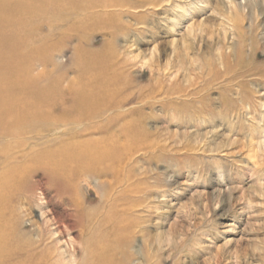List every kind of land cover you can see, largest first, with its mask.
I'll list each match as a JSON object with an SVG mask.
<instances>
[{
    "label": "rangeland",
    "instance_id": "rangeland-1",
    "mask_svg": "<svg viewBox=\"0 0 264 264\" xmlns=\"http://www.w3.org/2000/svg\"><path fill=\"white\" fill-rule=\"evenodd\" d=\"M32 2L14 7L16 15H23L20 23L10 19L0 25L7 48L19 46L25 58L16 68L0 67V83L15 71L33 83L43 71L40 83L54 92L21 85L25 99L33 101L46 96L65 101L69 88L77 93L111 77L119 80L116 86L129 81L131 92L149 87H163V92L123 107L121 118L111 116L109 132L102 128L87 134V127L106 124L105 116L84 127L44 133L36 141L40 150L31 142L33 153L49 152V159H60L66 143H80L104 157L91 174L64 169L71 173L64 183L33 162L35 170L25 180L10 181V191L31 188L5 197L19 213L23 231L44 226L40 213H48L55 233L54 264H92L94 249L102 243L126 253V264H146L147 259L151 264H264V0ZM104 3L124 7L88 9ZM50 121L44 117L24 128L37 132ZM55 137L65 144L50 142ZM7 140L0 139V152L20 143ZM86 140H91L88 145ZM126 149L133 154L126 156ZM115 159L124 166L119 180L131 178L127 187L111 191L99 182L113 177L101 180L96 174ZM5 168L1 161L2 185L9 181ZM77 189L90 202L79 211L74 207ZM78 222L86 224L81 238Z\"/></svg>",
    "mask_w": 264,
    "mask_h": 264
},
{
    "label": "bare ground",
    "instance_id": "bare-ground-1",
    "mask_svg": "<svg viewBox=\"0 0 264 264\" xmlns=\"http://www.w3.org/2000/svg\"><path fill=\"white\" fill-rule=\"evenodd\" d=\"M26 1H29V0H0V25H2L3 23H6V22H10L9 21L10 19L11 20L13 19L16 24L20 23V18L23 15L21 14V12L16 15L15 12H13V11H16L14 7L16 5H21V4L26 3ZM31 1L34 2V0H31ZM156 5H154V7L153 6H148V7L155 8L158 6V5L157 6ZM88 7H89L88 9L92 10L93 8H96V7L97 8L100 7V9H106L108 7H119L120 9H122L124 6L120 5V4L104 3L103 5H96V6L90 5ZM246 7H244V9ZM138 8H140V7H138ZM112 11H113V9H112ZM241 12H242V10H241ZM250 14H251V12H250ZM51 29H52V27H51ZM1 35H2V32H1V28H0V50H3V49L7 48V44L4 43L5 38L2 37ZM238 38H239V36H238ZM8 46L9 47L7 48L8 49L7 54H2V53L0 54V60H1L0 67H3V68L14 67V68H16V66L21 64V62H23V60L25 58H22L23 56H21V54L19 53L20 52L18 50L19 46H11V45H8ZM26 57H27V55H26ZM228 70H230V69H228ZM225 72H227V71H225ZM43 74H44V72L42 71L39 74L40 76L38 78L34 79L35 81H33V83H29L26 78L24 80L23 76H21L17 71H15L11 77H8L6 79V81H4L3 83H0V139H8L7 140L8 144H10V142H12V141H17V140L20 142L19 144L15 145L11 148L8 147V149L6 151L0 152V159H2L1 160L2 165L9 169L8 170L7 168H5L6 170H8V171H6V177H8L9 181L5 182L6 180L3 179L6 184L2 185V182L0 184L1 185L0 186V264H54L53 260H54L55 254L57 253L55 247H51V245L53 244V242L51 241V238H53L55 236V233L49 229L48 224L51 223V221L49 219H47L48 213L41 211L42 208H40V211H41L40 217L45 218L42 221L44 226H42L41 228L40 227L37 228L33 232H24L23 231L25 229L21 228V226H20V222H19L20 221V215H19V213L17 211H13L10 208L12 206L11 205L12 202L6 201L5 197L11 196L13 198V196L15 197L19 193H24V194L26 193L27 194L31 190V188L29 186L28 187L25 186L24 188L20 187V186L15 188L13 186L14 188L10 191V187L8 186L10 184L9 182L12 180L13 181L25 180L26 175L35 170V168L32 165H33V163H36V164H44L43 167H45V168H43V169L49 175H51V176L57 175L58 177L61 176L60 178L63 180L62 183H64V182H67L69 180L68 177L71 175V173L72 174L74 173L75 169L78 170V168H79L80 171H83L84 173L90 172V174H91L92 171L94 170L92 166H94V167L99 166L100 164H98V163L100 162V160H102L101 158L104 157V156L101 157L100 155L91 152L89 148L87 149L89 151H87L85 148H83L84 145H80V143H79V145L75 144V143H66L65 144L66 140L62 141L61 139H63V138L60 137L58 139L55 137L53 139H50V142H56V140H57V142H60V141H61V143L64 142L62 144H65V145L63 146L62 150H59V152L60 151L62 152V154L60 155V159L59 158L53 159V157H52L53 155H52V156H50L51 162H47L49 159V157H48L49 152L47 155L44 153L39 154L40 156L37 153L36 154L33 153L35 148L29 147L31 145V142L33 144H35V142L37 140H40V137H42V135H44V133L46 134V132L49 133L52 131H58L60 128H65V127H68L69 125H71V126L72 125H79V126L81 125L82 127H84L85 125H83L82 123H86L88 121H93L95 119H99V118H102L105 116H107L106 120H105L106 124L93 125V127H87V128H90V129H88L89 131L87 134L90 135L92 133H98L102 130V128H104L106 130L108 127L110 128V126H112L110 123L111 116L117 115L118 117L121 118L123 107H125L126 105H128L132 102L144 99L147 96H150L149 98L154 100L158 95H160L163 92V87H149L146 90H142L141 92H136V93L131 92L133 87L129 81H123L122 85L116 86V84H118L119 80H117L114 77H111L110 79H108V81H107L108 83H92V84L88 83L87 85L82 86L80 89V92H77V93H76V91H73L71 88L66 86L69 88L68 91L66 90L69 98H68V100L65 99V101L58 100V99H55V100L52 99V100L48 101L49 100L48 98H50V97H47V96H46V99L40 98L39 100H36V101L26 100L25 99V92H23L20 89L22 87L21 85H25L23 88L27 87L28 89H30V91L44 90L48 93L47 95H49V92H54L53 87H49V88L44 87V85H42V83H40V82H42L41 77L43 76ZM232 76H234V74ZM237 76H239V75H237ZM236 77H234V78H236ZM241 77L242 76H240L239 79ZM222 82L224 83V81H222ZM227 83H230V82H227ZM203 84L205 86V83H203ZM111 86H113V87H111ZM56 89H58V88H56ZM58 90L55 92H58ZM183 91H185V90H183ZM9 92L12 94H10L9 96H6V95L3 96V93L9 94ZM173 92H174V90H173ZM193 93L196 94V92H193ZM146 94H148V95L146 96ZM165 94H166V96H168L167 93H165ZM186 99H187V97H186ZM166 101H168V100H166ZM175 101H176V99H175ZM125 111H123V112H125ZM44 117L45 118H51V121L49 123H47L48 125H44L45 127L41 128L43 130H41L39 128L40 129V130L38 129L39 131L37 130V132H31L30 130H26L24 128L25 125L28 124V122L39 121L40 119H42ZM145 120H147V119H145ZM141 123H143V122H141ZM125 125H128V124H125ZM143 125H145V124H143ZM146 131H149V130H146ZM107 132H109V131H107ZM32 134H33V136H32ZM117 135H118V133H117ZM147 138H146V140H147ZM154 138H155V136H154ZM163 138H165V137L163 136ZM41 140H43V139L41 138ZM77 140H79V139H77ZM80 140H82V139H80ZM83 140H84V138H83ZM90 141L91 140L88 141V144ZM96 141L97 140H95V142L93 143L94 145L97 143ZM37 142H36V148L39 146V145H37ZM73 142H74V140H73ZM85 142L87 144V140ZM112 142H115V140ZM153 143L156 144V141H154ZM145 144L146 143H144V145ZM101 145H102V143H101ZM111 145H112V143H111ZM120 145H121V143H120ZM140 145H142V144H140ZM147 145L150 146V144H147ZM77 146H80L81 149ZM106 146H108V145H106ZM125 146H124V148H125ZM48 147H49V144H48ZM50 147H52L51 148L52 150L55 148V146H51V145H50ZM108 147H106V148H108ZM140 148H141V146H140ZM42 149H45V148H42ZM38 150H40L39 147H38ZM56 150H57V148H56ZM126 150H129V149H126ZM45 151H47V150H45ZM104 151H106V152H104V154H106L108 152L105 149H104ZM139 151H141V150H139ZM37 152H40V151H37ZM127 153H129V154H126V156H128V157L131 154H133V152L131 153L130 150L127 151ZM52 154H54V153H52ZM149 154H151V153H149ZM108 157H109V155H108ZM50 159H49V161H50ZM86 159L88 160V162H83ZM53 160H56V161H53ZM120 160L121 159H115V161L109 160V165H106L101 169L100 168L97 169L96 175L98 176V179H101L104 177H109V176L113 177L112 181H100L99 182V184H101V185L106 183L107 187L109 189H111V191H115V186L125 185L127 187L128 186L127 183H130V182H128L131 178L130 176H127L125 178V180H123V179L119 180L120 177H122L121 175L124 173V166L123 165L121 166ZM97 161H98V163H96ZM110 162H112V163H110ZM95 163L98 165H95ZM92 164H94V165H92ZM64 169H66L67 172H71V173H67L66 171H64ZM4 173H3V177H4ZM1 175L2 174L0 173V176ZM77 191H75V192H77L76 195L78 197H77V199L74 200V207H75L76 211H79L84 207L85 204H89L90 202H89L87 194H82V193L80 194V192H81L80 189H77ZM15 192H17V193H15ZM126 193H127V191H126ZM124 194H125V192H124ZM109 195L113 196L111 192ZM72 197H73V195H72ZM110 198L111 197H108V200ZM65 203L67 204V202H65ZM12 208H13V206H12ZM128 212H131V211H128ZM128 212H126V213H128ZM91 214H93V213L91 212ZM103 214H104V212H103ZM83 218H82V220H84ZM91 218H93V216H90V219ZM99 219H101V218H99ZM88 221L89 220H87V222ZM83 222H86V220ZM91 224H92V222H91ZM101 224H102V222H101ZM77 227L80 229L79 237L81 238L84 236V233L86 231V224L78 222ZM122 227L125 229L126 226L125 227L122 226ZM139 230H136V232ZM91 231H93V229ZM105 231H106V229H105ZM106 233L109 234L108 231ZM89 235H90V233H89ZM132 235H134V234L132 233ZM86 237H88V236H86ZM110 237L111 236H109L108 239H110ZM100 240H101L100 242H102V239H100ZM109 241L110 240H107V243ZM114 241L116 242V240H114ZM109 245L106 243L105 244L102 243V245H100L94 249L93 255L91 257V263L92 264H126V262H129V260L124 261V259L126 258V256H125L126 253H124V254L122 252L117 253V250H119V249L116 248L117 249L116 250L115 248H112ZM117 246L118 245H116V247ZM58 249H60V248H58ZM147 255H148V253H147ZM147 258H149V257H147ZM146 264H151L150 259H147Z\"/></svg>",
    "mask_w": 264,
    "mask_h": 264
}]
</instances>
